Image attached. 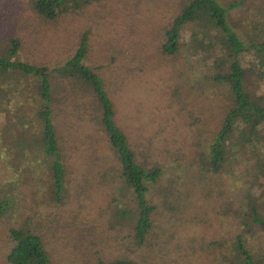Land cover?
<instances>
[{
    "label": "trees",
    "instance_id": "1",
    "mask_svg": "<svg viewBox=\"0 0 264 264\" xmlns=\"http://www.w3.org/2000/svg\"><path fill=\"white\" fill-rule=\"evenodd\" d=\"M241 2L173 0L166 23L154 33L150 24L145 27V32L152 30L153 33L151 41H147L150 55L138 49L143 47L146 39L135 37V26L128 25L129 47L120 49V45L116 44L115 57L108 59V64L115 66L126 59L132 62L129 67H133L136 57L140 62H146L150 57L165 59L181 52L196 59L189 68L190 78L183 81L191 82L184 87L183 93L191 105L200 96L210 99V107H206L209 117L205 121L201 117V105L191 106L189 110L193 114V109L199 108L189 131L190 137L197 138L198 147L193 151L198 165L196 173L209 178L211 186L203 193L210 195L208 192L212 190L213 207L210 208L220 220L218 227L213 228L210 239L201 247L208 264H264V37L259 36L258 29L245 31L239 37L231 28L228 10ZM25 3L32 20L44 26L58 17L82 13L85 16L86 9H91L86 15L98 19L97 9L108 7L113 10L116 5L114 1L107 4V0H25ZM82 24L72 26V29H80L70 43V51L50 66L37 57L25 55L22 60L16 57L18 49L23 46L21 40L15 37L2 40L0 107L4 108L6 102H10L8 95L12 93L18 94L19 98L23 91L17 88L18 85L25 83L29 86L31 106L16 105L13 110L19 115L21 109L28 108L29 113L40 120L39 150L48 159L47 203H61L69 184V170L80 164V160L67 161L69 149L74 151L77 147L71 120L84 122L91 127V131L98 132V138L103 143L101 151L105 155L99 170H96V178L90 177L89 181L94 182L86 187L95 185L102 197L108 198L104 219L109 227L116 229L114 237L117 244L120 239L123 245L125 237L132 249L124 253H113L107 249L89 251V244L96 241L92 238V243L86 242L82 236L79 243L86 242V246L81 254L74 258L60 256L59 260L66 258L63 262L68 261L69 264H136L132 255L135 256V251L142 248L144 254L139 255L145 257L148 238L162 235L170 240L171 235L167 232L177 236L174 229L176 210L185 202L181 196L185 195V191L180 190L181 183L190 188L187 191L195 187L182 180L181 173L176 172L166 176L164 182L158 184L159 191H152L151 194L150 187L159 181L165 170L146 150L136 149L120 129L100 66L82 61L87 50L88 28V24ZM182 29L186 30V40L181 42L178 34ZM66 31L69 32V29ZM63 34L54 42L55 48L61 46ZM26 37L25 54L29 55L35 50V41L34 37L33 40ZM106 49H112L111 45ZM180 88L182 86L177 85L174 91L179 92ZM15 103L18 102L15 100ZM16 144L14 141L12 146ZM76 156L79 158L77 152ZM175 161L178 162V157L173 159V163ZM173 163L168 162L167 171L178 167L177 163ZM12 174L16 184L19 174ZM84 177L81 182L85 181ZM29 182L30 178L28 187L31 191L33 186L30 187ZM217 182L222 187L215 193L214 184ZM110 189H113L112 193ZM199 191L197 197L200 199L202 190ZM231 191L237 197L234 202L228 198ZM166 197H170L171 202ZM27 202L29 204L33 200ZM157 203L171 211L168 219L170 227L161 221L157 227L159 232H154L152 221ZM4 205L0 202V214ZM29 206L33 204L26 207ZM33 216V211L26 213L21 221L7 227L5 238L11 244L4 257L7 264H53L55 244L48 243L46 229ZM99 238H105L102 242L106 241L107 233ZM158 246L162 247V244L158 243ZM57 250V254L62 252L61 248L57 247ZM88 251L90 255H95L93 260L89 258Z\"/></svg>",
    "mask_w": 264,
    "mask_h": 264
},
{
    "label": "rangeland",
    "instance_id": "2",
    "mask_svg": "<svg viewBox=\"0 0 264 264\" xmlns=\"http://www.w3.org/2000/svg\"><path fill=\"white\" fill-rule=\"evenodd\" d=\"M112 1L116 4L113 10L108 7L96 10L98 19L86 15L91 10L86 9L85 16L82 13L72 17H58L44 26L32 20L25 0H0V43L5 38L15 37L23 44L21 49H18L16 57L20 60L25 58V55L29 58L37 57L50 66L70 51V43L80 29L78 27L72 29V26L78 23L88 24L87 50L82 61L100 66L99 70L105 77L106 88H109L115 108V118L126 138L134 143L136 149L146 150L166 171L149 191L151 194L152 191L157 193L158 184L163 183L166 176L176 172L181 173L182 180L195 187L192 191H187L190 188L181 183L180 190L185 191V195L181 196L185 202L183 207L176 210L174 229L177 236L167 232L171 235L170 240L162 235H156L150 240L148 238V252L145 257L139 255L144 254L140 248L135 251V256L132 255V259L136 264H208L201 247L210 239L213 228L218 227L220 220L210 208L213 207L210 196L212 190L208 192L210 195L203 193L205 188L211 186L208 183L209 178L196 173L198 165L193 151L198 147L197 138L190 137L189 131L192 129L191 121L198 114L199 108L193 109V114L189 113V110L191 106L201 105V117L205 121V118L209 117L206 107H210V99L200 96L191 105L183 93L184 87L191 84L183 81L190 78L189 68H192L196 59L191 54L184 55L180 52L165 59L150 57L146 62L145 60L140 62L136 57L133 67H129L132 62L126 59L121 60L122 62L116 66L108 64V59L114 58L117 53L116 44L120 45V49L129 47L131 39L126 34L128 25L135 26V37L146 39L143 47L139 46L138 49L142 53L149 52L150 46L147 41H151L150 37L154 30L166 23L173 5V0H107V4ZM217 1L223 3L226 0ZM227 15L231 28L239 37L245 31L257 29L259 36L264 37V0H242L239 5L229 9ZM148 24L151 25L153 33L152 30L151 33L145 32ZM185 31V29L179 31L178 40L181 42L186 40ZM61 33L63 34L61 46L55 48L54 42L60 39ZM25 35L30 40L34 37L35 41L33 44L35 50L29 55L25 54ZM109 44L112 49H106ZM177 85L182 86L179 92L174 91ZM27 87L29 86L25 83L18 85L17 88L23 91L19 98L18 94L12 93L8 95L10 98V102H6L8 106L5 104L4 108L0 107V202L5 204L0 214V264H7L4 257L11 247L5 238L7 227H12L14 223L21 221L26 213L31 214L32 211L33 219L38 220L39 225L46 229L48 243L55 244L53 264H69L68 261L63 262L66 258L60 261V256H78L86 242L92 243V238L96 242L91 245L88 243L89 251L107 249L113 253L117 251L124 253L131 250V245L127 244L128 238L124 237L123 245L120 239L117 244L114 237L116 229L109 227L104 219L103 214L108 210L106 203L108 198L102 197L101 191L97 190L95 185L91 188L86 187L87 184L94 182L89 181L90 177L96 178V170H99L105 154L101 151L103 143L98 138V132L91 131L90 126L84 122L81 124L77 119L71 120L76 137L74 144L77 147L74 151L69 149L67 161L80 160V164L69 170V184L66 186L64 196L62 195L61 203H47L48 159L39 150L40 120L31 115L28 108L21 109L19 115L13 110L16 105L31 106L28 99L31 92ZM15 100L18 103H15ZM87 132L89 135L85 136ZM14 141L17 143L15 147L12 146ZM100 154L103 156L100 157ZM175 157H178V162L173 163ZM169 161L174 165L177 163L178 167L167 171ZM12 172L19 174L16 184ZM84 175L85 181L81 182ZM29 178L31 179L29 186H33L31 191L28 187ZM221 187V183H215L214 192ZM199 190H202L200 199L197 197ZM37 191L40 192L36 195ZM109 191L112 193L113 189ZM253 192L255 194L256 189ZM228 198L233 202L237 199L233 191ZM167 199L171 202L170 197ZM29 200H33L29 203L33 206L28 208L26 206L29 205L27 202ZM156 207V214L154 218L152 217V230L159 232L157 227L161 221L170 227L168 219L171 211L159 203ZM103 233H107V240L102 242L105 238L101 240L99 237ZM82 236L85 243H79ZM158 243H161L162 247H159ZM57 247L61 248L62 252L57 254ZM94 256L89 253L91 260Z\"/></svg>",
    "mask_w": 264,
    "mask_h": 264
}]
</instances>
